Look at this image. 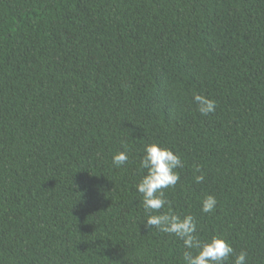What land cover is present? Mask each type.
<instances>
[{
  "label": "trees",
  "instance_id": "trees-1",
  "mask_svg": "<svg viewBox=\"0 0 264 264\" xmlns=\"http://www.w3.org/2000/svg\"><path fill=\"white\" fill-rule=\"evenodd\" d=\"M151 142L184 165L163 211L264 264V0H0V264H184L145 228Z\"/></svg>",
  "mask_w": 264,
  "mask_h": 264
},
{
  "label": "clouds",
  "instance_id": "clouds-1",
  "mask_svg": "<svg viewBox=\"0 0 264 264\" xmlns=\"http://www.w3.org/2000/svg\"><path fill=\"white\" fill-rule=\"evenodd\" d=\"M193 102L196 110L202 116H208L216 110V101L203 94L194 93ZM127 151L113 154L112 163L116 167L128 161ZM179 154L158 143H146L144 155L139 160L142 175L135 185L136 191L142 195V204L146 213L145 228H155L166 234H171L182 241L184 264H247L248 253L241 250L238 253L231 243L220 234L201 238L198 234L196 218L190 214H177L169 206L163 211L169 201L165 197V189L174 188L180 180L177 169L183 168ZM195 182L205 180V174L197 165L194 169ZM217 198L206 194L200 201L203 213H213L217 207Z\"/></svg>",
  "mask_w": 264,
  "mask_h": 264
}]
</instances>
